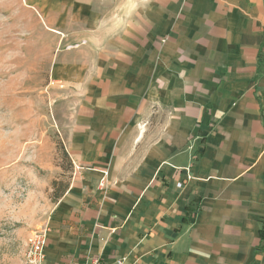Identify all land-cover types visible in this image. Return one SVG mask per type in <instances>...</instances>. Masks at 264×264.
Instances as JSON below:
<instances>
[{"label":"crops","instance_id":"crops-1","mask_svg":"<svg viewBox=\"0 0 264 264\" xmlns=\"http://www.w3.org/2000/svg\"><path fill=\"white\" fill-rule=\"evenodd\" d=\"M34 6L70 114L45 264H264V0Z\"/></svg>","mask_w":264,"mask_h":264},{"label":"rangeland","instance_id":"rangeland-1","mask_svg":"<svg viewBox=\"0 0 264 264\" xmlns=\"http://www.w3.org/2000/svg\"><path fill=\"white\" fill-rule=\"evenodd\" d=\"M55 37L34 0H0V264H29V235L58 229L52 182H67L71 166L63 155L69 107L50 76Z\"/></svg>","mask_w":264,"mask_h":264},{"label":"built area","instance_id":"built-area-1","mask_svg":"<svg viewBox=\"0 0 264 264\" xmlns=\"http://www.w3.org/2000/svg\"><path fill=\"white\" fill-rule=\"evenodd\" d=\"M179 186L180 183H177ZM48 226H42L32 232L27 238V261L29 264H43L45 261V247L47 243ZM88 264H99L96 258H91ZM115 264H125V258L119 257Z\"/></svg>","mask_w":264,"mask_h":264},{"label":"trees","instance_id":"trees-1","mask_svg":"<svg viewBox=\"0 0 264 264\" xmlns=\"http://www.w3.org/2000/svg\"><path fill=\"white\" fill-rule=\"evenodd\" d=\"M63 155H64V157H66L67 159H68V161H69V163H70V170H71V168H72V163H71V160H70V158H69V156H68V154H67V152L65 151V149H64V152H63ZM70 172V171H69ZM69 178V177H68ZM52 185H53V188H54V190H53V193H52V200L54 201V202H57L58 201V199L60 198V197H62V195L65 193V191L67 190V188H68V185H69V179H68V181L67 182H63L62 180H54L53 182H52Z\"/></svg>","mask_w":264,"mask_h":264}]
</instances>
